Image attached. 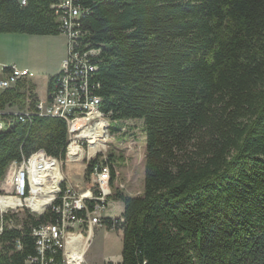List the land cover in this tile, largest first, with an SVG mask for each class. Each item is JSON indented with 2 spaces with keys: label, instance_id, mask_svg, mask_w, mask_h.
<instances>
[{
  "label": "trees",
  "instance_id": "obj_1",
  "mask_svg": "<svg viewBox=\"0 0 264 264\" xmlns=\"http://www.w3.org/2000/svg\"><path fill=\"white\" fill-rule=\"evenodd\" d=\"M57 1L0 0V35L57 34ZM77 2L83 40L100 48L97 110L142 120L145 136L142 192L111 195L123 203L118 264H264V0ZM18 97L0 91V110ZM66 144L62 118L9 115L0 180L38 150L64 159ZM11 216L0 264H25L32 227L55 212Z\"/></svg>",
  "mask_w": 264,
  "mask_h": 264
},
{
  "label": "built area",
  "instance_id": "obj_2",
  "mask_svg": "<svg viewBox=\"0 0 264 264\" xmlns=\"http://www.w3.org/2000/svg\"><path fill=\"white\" fill-rule=\"evenodd\" d=\"M24 3L25 0H21V4ZM51 7L58 15V33L66 37V53L53 78L49 96L46 101H37L34 109L27 108L22 112L0 110V124L7 123L11 114H15L22 122L30 121L33 114L62 118L67 126L65 156L70 162L81 161L85 153L84 146L87 145L88 152L90 150L86 137H94L98 147L87 158L90 161L91 186L80 192L78 188L76 190L68 183L58 181L48 204L51 211L55 212V222H44L32 227L35 254L25 259V264H81L87 249V246L81 249V244L93 231L85 237L84 228L103 226L120 231L124 220L121 214L110 217L112 225L107 227L100 214L106 208V199L111 192V167H114L105 153L109 135L107 115L99 110L80 113V104L87 103V96H95V100H100L93 93V86H98V83L92 79L98 67L99 60L95 58L100 48L91 46L87 39L83 40L81 18L87 9H83L77 0H58ZM31 76L33 73L26 68L0 63V91L13 88L20 80ZM82 123H94V133L82 134ZM101 143L104 147L99 146ZM81 151L82 155L78 156ZM53 160L57 158L38 150L27 158L9 164L0 181V200L10 199L12 203L8 204L4 200L6 220H3L0 232L4 227L16 226L12 214H19L25 208L31 209L27 202V198L34 195L31 177L38 172H47L46 162ZM41 194H45L44 191L38 193ZM72 251L81 252L82 258L76 259L78 255H72Z\"/></svg>",
  "mask_w": 264,
  "mask_h": 264
},
{
  "label": "rangeland",
  "instance_id": "obj_3",
  "mask_svg": "<svg viewBox=\"0 0 264 264\" xmlns=\"http://www.w3.org/2000/svg\"><path fill=\"white\" fill-rule=\"evenodd\" d=\"M107 122L109 123V135L105 153L112 161L115 171L112 183L110 181L111 192L106 199V208L100 214L103 216L104 214L114 213L112 217H116L120 214L118 212H120L123 203L111 198L114 188H118L128 195H137L142 192L145 136L142 120L140 119H126L117 122L108 119ZM3 127L4 123L0 124V129ZM113 127L118 129L114 130ZM97 147H90L89 153L87 145H85V153L79 162L67 161L66 156L62 160L57 159L61 171L60 183L66 182L68 186L71 185L76 190L78 188L80 192L87 190L91 186V178L88 173L90 161L88 162L87 158L89 154L92 155L95 152ZM50 185L48 184V187ZM48 206H46L44 211ZM25 209L32 215H40L39 212H35L32 209ZM22 212L23 210H20L19 215H22ZM4 215L6 216V212L0 215L1 221L6 220V218L3 219ZM91 230L93 231L89 234V238L84 240L87 249L81 264H118L121 261V233L103 226H94L92 229L84 228V236L87 237V233Z\"/></svg>",
  "mask_w": 264,
  "mask_h": 264
},
{
  "label": "crops",
  "instance_id": "obj_4",
  "mask_svg": "<svg viewBox=\"0 0 264 264\" xmlns=\"http://www.w3.org/2000/svg\"><path fill=\"white\" fill-rule=\"evenodd\" d=\"M65 53L66 37L60 33L53 35L1 34L0 63L14 64L33 73V76L20 80L13 87L19 93V97L11 105H6L5 110L20 111L31 108V101L33 104L37 101H46L49 96L51 78L59 71ZM19 102L22 103L21 108ZM122 211L123 206L118 213L121 214ZM113 215L114 213L104 214L103 217ZM121 235L122 233L120 240Z\"/></svg>",
  "mask_w": 264,
  "mask_h": 264
},
{
  "label": "bare ground",
  "instance_id": "obj_5",
  "mask_svg": "<svg viewBox=\"0 0 264 264\" xmlns=\"http://www.w3.org/2000/svg\"><path fill=\"white\" fill-rule=\"evenodd\" d=\"M98 103H99V100H95V96H87V103L80 104V113L95 112V110H97ZM22 111H24V110H22ZM22 111H19V112H22ZM90 133H94V123H82V134H90ZM89 139H94V137H86V140H89ZM101 145L104 146V144H102V143L99 144V146H101ZM93 146H98V144L97 143L90 144V147H93ZM71 153L73 154L74 152L72 151ZM82 153L83 152L81 151V153H79L78 156L82 155ZM89 153H90V150H89ZM70 156H72V155L70 154ZM46 168H47V172H44L42 174L38 172L37 174H35L31 177L32 186H33L32 191L34 189L33 194L35 193V195L36 194L38 195L39 192H43V191L45 194L38 195V196H42L41 198H39L35 195L27 198V202L30 204L31 209L33 211L39 212V213H41L46 208V206L49 204V202L52 198L53 191L56 189L57 183L61 179V171H60L59 164H58L57 160L47 161L46 162ZM51 182H52V184H51ZM48 184L49 185L51 184L50 187H48ZM47 188H49V189H47ZM4 200L8 204L12 203V201L10 199L9 200L8 199H1L0 200V215L3 213L5 214V212H6V204H3L5 202ZM2 218H3V216H2ZM3 219H5V217ZM2 221L0 220V226H2V224H3ZM49 223H54V222H49ZM85 247H86L85 241L83 240V242L81 244V249L82 248L84 249ZM80 253L81 252H77V253H75L73 251L71 252L72 255H76V256L78 255V257H76V259L80 258V257L82 258V256H80ZM34 254H35V252H34Z\"/></svg>",
  "mask_w": 264,
  "mask_h": 264
},
{
  "label": "water",
  "instance_id": "obj_6",
  "mask_svg": "<svg viewBox=\"0 0 264 264\" xmlns=\"http://www.w3.org/2000/svg\"><path fill=\"white\" fill-rule=\"evenodd\" d=\"M42 213H43V211L41 213H39V214H42Z\"/></svg>",
  "mask_w": 264,
  "mask_h": 264
}]
</instances>
